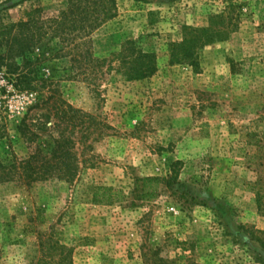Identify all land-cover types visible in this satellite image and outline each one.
Listing matches in <instances>:
<instances>
[{
    "label": "rangeland",
    "instance_id": "rangeland-1",
    "mask_svg": "<svg viewBox=\"0 0 264 264\" xmlns=\"http://www.w3.org/2000/svg\"><path fill=\"white\" fill-rule=\"evenodd\" d=\"M116 1L88 36L58 34L64 0L1 2L34 22L0 42V264H264V0ZM61 135L68 165L25 181Z\"/></svg>",
    "mask_w": 264,
    "mask_h": 264
},
{
    "label": "trees",
    "instance_id": "trees-1",
    "mask_svg": "<svg viewBox=\"0 0 264 264\" xmlns=\"http://www.w3.org/2000/svg\"><path fill=\"white\" fill-rule=\"evenodd\" d=\"M19 2H25L28 0H18ZM65 7L59 10L58 15L50 18L51 21L56 22L58 25L59 35H64L66 31L78 36L82 33L84 35H90L96 28H99L102 24L108 20L114 18L117 15L118 6L116 0H64ZM145 1V0H137ZM0 0V7H1ZM36 11H39L36 10ZM55 18V19H54ZM60 20H59V19ZM34 20L20 21L8 26L0 28V42L6 41L9 43L16 39L14 31L23 29L33 24ZM197 30H193L189 38H186L184 42H188L189 45L197 44L201 40L198 39L196 34ZM178 47L177 56L184 54V56L193 57L194 52L189 49L186 51L185 46L182 43L175 45ZM20 52H23V48H19ZM131 57V56H130ZM130 57H124V64L128 65V77L130 79H141L146 76L154 74L157 70L155 56L146 52H139L134 60H129ZM24 64H33L32 60L26 59ZM3 62L0 58V69ZM20 83L31 85L32 79L28 74L21 73L18 76ZM67 113V112H66ZM66 139L64 135H61L59 139L55 141V145L50 158L42 156L39 151H36L30 159H27L23 168L24 180L31 183L37 180L46 179L53 175L52 171L55 168L67 166L66 158H68V150L66 148ZM72 168H69V171ZM151 178H145V182L150 181ZM94 203L96 204H110L115 196L114 188L110 186H95L94 188Z\"/></svg>",
    "mask_w": 264,
    "mask_h": 264
},
{
    "label": "built area",
    "instance_id": "built-area-1",
    "mask_svg": "<svg viewBox=\"0 0 264 264\" xmlns=\"http://www.w3.org/2000/svg\"><path fill=\"white\" fill-rule=\"evenodd\" d=\"M4 82H5V78H3V76H0V84L5 85Z\"/></svg>",
    "mask_w": 264,
    "mask_h": 264
}]
</instances>
